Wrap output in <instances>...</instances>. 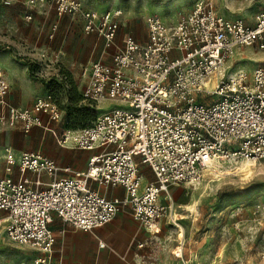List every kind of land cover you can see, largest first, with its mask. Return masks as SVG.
I'll return each mask as SVG.
<instances>
[{"label":"built area","instance_id":"obj_1","mask_svg":"<svg viewBox=\"0 0 264 264\" xmlns=\"http://www.w3.org/2000/svg\"><path fill=\"white\" fill-rule=\"evenodd\" d=\"M47 1L58 16L77 15L84 31L102 42L100 56L83 70L81 96L96 105L102 100L119 105L56 138L60 146L71 142L88 152L83 168L60 167L39 150H5L0 225L9 239L35 252L19 264H66L54 258L53 217L91 231L123 213L157 232L159 220L172 213L171 184L199 182L219 160L264 158V66L250 73L224 70L236 47L264 48V8L245 21L220 14L210 0H196L174 23L145 16L146 37L139 39L121 28L119 7L96 11L80 0L24 3L36 7ZM9 91L0 70L1 125L27 132L34 125L48 128L58 118L50 96L22 107L10 101ZM14 167L16 177L10 175ZM93 183L122 187L124 194L108 197Z\"/></svg>","mask_w":264,"mask_h":264},{"label":"rangeland","instance_id":"obj_2","mask_svg":"<svg viewBox=\"0 0 264 264\" xmlns=\"http://www.w3.org/2000/svg\"><path fill=\"white\" fill-rule=\"evenodd\" d=\"M24 1L0 0V69L7 71L2 65L4 58L24 69L37 91L26 104L30 107L36 98L50 96L58 118L50 120L48 128L34 125L27 132L0 124V173L5 172L4 152L8 148L39 150L60 167L75 162L83 168L86 157L82 158L80 150L71 142L60 146L56 138L67 130L80 129L99 112L119 105L109 100L96 105L81 96L83 70L100 56L102 42L96 34L84 31L77 15H56L50 1L36 7H28ZM80 1L96 11L121 8V28L144 37L145 16L154 14L166 23H174L196 0ZM210 1L220 14L245 21L252 20L264 8V0ZM27 12L32 14L31 19H25ZM258 64L264 66V48L244 45L235 48L224 70L242 68L250 72ZM58 147L66 150L64 155ZM241 163L219 160L204 171L199 182L171 184L175 185L174 189L168 188L172 213L159 220L157 232L141 227L127 242L121 257L109 259L99 255L97 261L87 263L264 264V158L251 162L247 171L239 168ZM58 173L69 174L62 170ZM146 177L152 179L153 175ZM93 185L103 192L106 189L105 194L111 196L112 187ZM69 230L73 233L72 228ZM3 232L1 224L0 235L6 236ZM178 252L180 256L176 255ZM34 253L28 246L0 238V264H19Z\"/></svg>","mask_w":264,"mask_h":264},{"label":"crops","instance_id":"obj_3","mask_svg":"<svg viewBox=\"0 0 264 264\" xmlns=\"http://www.w3.org/2000/svg\"><path fill=\"white\" fill-rule=\"evenodd\" d=\"M134 34L137 38L144 39L146 37V29H145L144 37H139L136 35V33ZM2 65H4L5 68L7 69V71H5L4 69H0V70L3 71L9 82L10 101L16 106L29 107V105H27L26 102L27 100L31 99V97H34L37 94V91L34 89L32 82L26 77L25 70L20 69L9 58H4L2 61ZM58 148H59L58 150L62 151V154L64 155L66 150L60 147ZM13 150L15 152L22 151L18 149L17 150L13 149ZM74 152H76V150H74ZM78 153L82 155V158L86 157L85 158V163H86L88 152L85 150H80L78 151ZM73 164L72 165L67 164V165L72 166L74 168H80L79 166H76L75 162ZM143 171L145 172L144 174L146 175L151 174L147 168H144ZM3 174L6 173L5 172L0 173V175ZM10 175L14 177L17 176L16 167L13 168ZM43 178L45 181H47L48 175L44 174ZM171 188L174 189L175 185H172ZM110 193L111 196L109 197H112L114 195H123L124 190L122 187L119 186L112 187V189H110ZM170 200L172 201L171 197ZM51 227L56 235V242L54 244V258L59 259L66 264H90L87 263V260H89V262L97 261L99 255L103 257L107 256L109 259L112 258L117 259L118 257H121V255L123 254L122 250L123 248H125L127 242L129 243L130 240L133 238V236L138 232V229L141 228L140 226L135 224L127 215L123 213L118 214L111 222L102 225L100 227L94 228L91 231H82V230L74 229L71 226H69L67 223L62 222L57 217H53V221L51 222ZM70 228H72L73 233H69ZM0 238L3 240L6 239L7 241L10 240L13 243H17L9 239L7 235L4 236V234L0 235ZM99 243H102L103 245L101 246L99 245Z\"/></svg>","mask_w":264,"mask_h":264},{"label":"bare ground","instance_id":"obj_4","mask_svg":"<svg viewBox=\"0 0 264 264\" xmlns=\"http://www.w3.org/2000/svg\"><path fill=\"white\" fill-rule=\"evenodd\" d=\"M234 52H235V49H234V51H233V53H232V56H233V54H234ZM240 161H242V160H240ZM237 164V163H236ZM251 164V162H248V161H242V163L240 164V169L241 170H248V169H250L249 167L251 166L250 165ZM241 172V171H240ZM217 180H220V178H218ZM171 186V185H170ZM169 186V187H170ZM167 193H168V191H167Z\"/></svg>","mask_w":264,"mask_h":264},{"label":"trees","instance_id":"obj_5","mask_svg":"<svg viewBox=\"0 0 264 264\" xmlns=\"http://www.w3.org/2000/svg\"><path fill=\"white\" fill-rule=\"evenodd\" d=\"M94 118H95V117H94ZM90 122H91V121H90ZM90 122H89V123H90ZM89 123H88V124H89ZM88 124H87V125H88ZM87 125H84V126H87ZM84 126H83V127H84ZM81 128H82V127H81Z\"/></svg>","mask_w":264,"mask_h":264}]
</instances>
